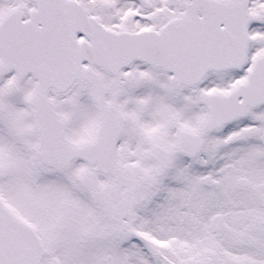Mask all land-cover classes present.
Returning <instances> with one entry per match:
<instances>
[{"label": "snow or ice", "instance_id": "obj_1", "mask_svg": "<svg viewBox=\"0 0 264 264\" xmlns=\"http://www.w3.org/2000/svg\"><path fill=\"white\" fill-rule=\"evenodd\" d=\"M0 264H264V0H0Z\"/></svg>", "mask_w": 264, "mask_h": 264}]
</instances>
